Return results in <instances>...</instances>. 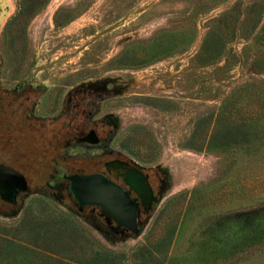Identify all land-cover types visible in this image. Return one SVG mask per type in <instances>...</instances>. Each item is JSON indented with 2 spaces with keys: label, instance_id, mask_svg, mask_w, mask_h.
<instances>
[{
  "label": "rangeland",
  "instance_id": "rangeland-1",
  "mask_svg": "<svg viewBox=\"0 0 264 264\" xmlns=\"http://www.w3.org/2000/svg\"><path fill=\"white\" fill-rule=\"evenodd\" d=\"M5 133L34 172L0 200V264H264V0H0ZM52 159L143 176L134 231Z\"/></svg>",
  "mask_w": 264,
  "mask_h": 264
},
{
  "label": "flooded vegetation",
  "instance_id": "flooded-vegetation-1",
  "mask_svg": "<svg viewBox=\"0 0 264 264\" xmlns=\"http://www.w3.org/2000/svg\"><path fill=\"white\" fill-rule=\"evenodd\" d=\"M12 137L13 136H11L9 133H5L4 135L0 134V152H2L0 157V200L5 205L13 204L17 197L23 191L29 189L26 180V173L30 174L31 177L34 172L31 164H29V161H26V163L23 164L24 155L18 149L19 142L18 140H12ZM12 141H14V144L12 143ZM97 142L98 139L94 130H90L80 137H72L68 139L63 145L65 148H68L71 144L92 146ZM7 144L11 145L12 149L9 150V152L14 155V159H7ZM49 149L54 150V147ZM52 163L53 168L49 169V176H53L67 181L69 182V185V177L71 176L89 177L97 175L101 176L111 184L119 187L126 194L128 200L134 205V221L136 220L137 206L141 205L144 201H146L144 190L141 188L143 186V183H145V180L142 181L141 178H143V176L141 175H138L137 177L133 178L132 175H134L135 173L129 165H121L120 161L113 160L103 164V169L101 170H94L80 175L70 174L65 167L61 166L59 163H56L54 159H52ZM127 183H130L129 185L133 186L137 191H134L132 188H130ZM103 212L109 217L112 223L116 224L114 219L109 214H107L104 210Z\"/></svg>",
  "mask_w": 264,
  "mask_h": 264
},
{
  "label": "water",
  "instance_id": "water-1",
  "mask_svg": "<svg viewBox=\"0 0 264 264\" xmlns=\"http://www.w3.org/2000/svg\"><path fill=\"white\" fill-rule=\"evenodd\" d=\"M69 181L70 191L79 207L98 206L114 219L118 227L134 231V205L119 187L97 175L71 176Z\"/></svg>",
  "mask_w": 264,
  "mask_h": 264
}]
</instances>
